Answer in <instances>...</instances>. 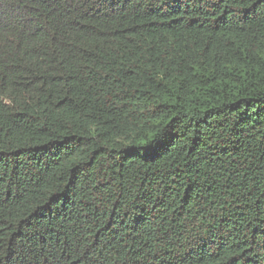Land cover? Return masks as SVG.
Returning <instances> with one entry per match:
<instances>
[{
  "label": "trees",
  "instance_id": "16d2710c",
  "mask_svg": "<svg viewBox=\"0 0 264 264\" xmlns=\"http://www.w3.org/2000/svg\"><path fill=\"white\" fill-rule=\"evenodd\" d=\"M0 264H264V0H0Z\"/></svg>",
  "mask_w": 264,
  "mask_h": 264
}]
</instances>
